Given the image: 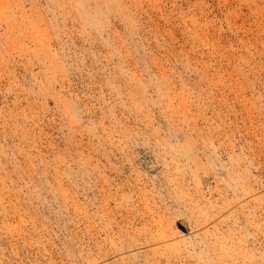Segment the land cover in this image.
<instances>
[{
	"label": "rangeland",
	"instance_id": "rangeland-1",
	"mask_svg": "<svg viewBox=\"0 0 264 264\" xmlns=\"http://www.w3.org/2000/svg\"><path fill=\"white\" fill-rule=\"evenodd\" d=\"M0 264H264V0H0Z\"/></svg>",
	"mask_w": 264,
	"mask_h": 264
}]
</instances>
